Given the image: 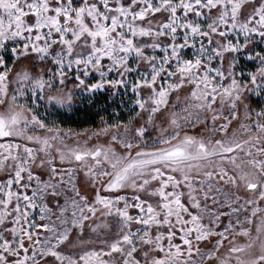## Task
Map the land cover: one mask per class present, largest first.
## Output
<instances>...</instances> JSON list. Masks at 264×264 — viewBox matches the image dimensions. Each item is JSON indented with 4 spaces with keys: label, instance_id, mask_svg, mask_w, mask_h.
<instances>
[{
    "label": "snow or ice",
    "instance_id": "obj_1",
    "mask_svg": "<svg viewBox=\"0 0 264 264\" xmlns=\"http://www.w3.org/2000/svg\"><path fill=\"white\" fill-rule=\"evenodd\" d=\"M252 95L264 0H0V264H264Z\"/></svg>",
    "mask_w": 264,
    "mask_h": 264
},
{
    "label": "rangeland",
    "instance_id": "obj_2",
    "mask_svg": "<svg viewBox=\"0 0 264 264\" xmlns=\"http://www.w3.org/2000/svg\"><path fill=\"white\" fill-rule=\"evenodd\" d=\"M110 103V102H109ZM249 103L252 104L253 107H257L260 104H264V97H257L255 95H252L250 97ZM76 108L79 109V111H72L71 113L67 114L65 117H63L62 121L58 120L59 126L64 129H72L74 132L81 133V136L84 135V130L94 131L96 129H99L102 127V125L99 123V117L95 115L96 109L95 108H89L87 105L84 104H77ZM66 111V110H63ZM111 109H109L110 113ZM41 118H43L45 113V108L43 106L39 109ZM131 115H134V113L128 111V110H122L120 114V118L127 122L129 120V117ZM201 126H198L196 130L187 129L192 134H198V131ZM104 137H101V142H103ZM81 183L86 179L82 174L79 177ZM87 223H86V231ZM85 240L88 239H94V237L85 236ZM238 242L242 243L244 242L243 237H238Z\"/></svg>",
    "mask_w": 264,
    "mask_h": 264
}]
</instances>
